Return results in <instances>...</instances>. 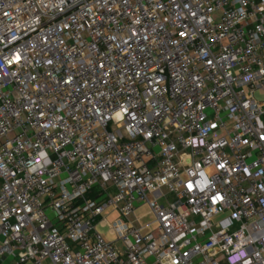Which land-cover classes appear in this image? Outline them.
Returning <instances> with one entry per match:
<instances>
[{
    "label": "built area",
    "instance_id": "1",
    "mask_svg": "<svg viewBox=\"0 0 264 264\" xmlns=\"http://www.w3.org/2000/svg\"><path fill=\"white\" fill-rule=\"evenodd\" d=\"M258 94L264 0H0V264H264Z\"/></svg>",
    "mask_w": 264,
    "mask_h": 264
},
{
    "label": "rangeland",
    "instance_id": "2",
    "mask_svg": "<svg viewBox=\"0 0 264 264\" xmlns=\"http://www.w3.org/2000/svg\"><path fill=\"white\" fill-rule=\"evenodd\" d=\"M258 97L259 98H264V95L262 94H258ZM135 217L137 218H141L140 221H139V224L142 225V226H145V225H148L150 223H152V226L151 228H148V230H152V229H155L157 224L155 223V216L154 214L151 212L150 208L148 206H141L139 207L136 212H135ZM116 218H118V215H112L110 217H108V222L109 223H113ZM100 231L104 234H106V236L108 237L109 240H112V241H115L116 240V237L114 235H112L110 232H109V226L106 225V226H100ZM118 247L123 250L124 249V245L122 242H118ZM31 264V263H29Z\"/></svg>",
    "mask_w": 264,
    "mask_h": 264
},
{
    "label": "snow or ice",
    "instance_id": "3",
    "mask_svg": "<svg viewBox=\"0 0 264 264\" xmlns=\"http://www.w3.org/2000/svg\"><path fill=\"white\" fill-rule=\"evenodd\" d=\"M189 187H191V185Z\"/></svg>",
    "mask_w": 264,
    "mask_h": 264
}]
</instances>
